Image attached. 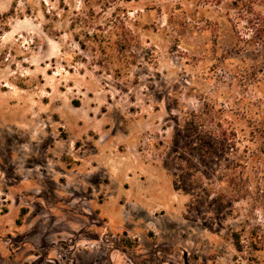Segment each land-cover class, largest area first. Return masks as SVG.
Masks as SVG:
<instances>
[{
  "label": "rangeland",
  "instance_id": "rangeland-1",
  "mask_svg": "<svg viewBox=\"0 0 264 264\" xmlns=\"http://www.w3.org/2000/svg\"><path fill=\"white\" fill-rule=\"evenodd\" d=\"M233 1L0 0V264H264V47Z\"/></svg>",
  "mask_w": 264,
  "mask_h": 264
},
{
  "label": "trees",
  "instance_id": "trees-1",
  "mask_svg": "<svg viewBox=\"0 0 264 264\" xmlns=\"http://www.w3.org/2000/svg\"><path fill=\"white\" fill-rule=\"evenodd\" d=\"M233 3L240 15L245 13L250 26L255 27L256 25V28H252L253 34L249 39L251 43L264 47V0H234ZM200 127L198 117L195 114L190 115L185 122L184 137L189 139L195 147L198 145L204 148L215 146L212 133L202 132ZM200 133H202V138H199ZM260 134L264 136V130L261 129Z\"/></svg>",
  "mask_w": 264,
  "mask_h": 264
},
{
  "label": "water",
  "instance_id": "water-1",
  "mask_svg": "<svg viewBox=\"0 0 264 264\" xmlns=\"http://www.w3.org/2000/svg\"><path fill=\"white\" fill-rule=\"evenodd\" d=\"M187 264V263H186Z\"/></svg>",
  "mask_w": 264,
  "mask_h": 264
}]
</instances>
